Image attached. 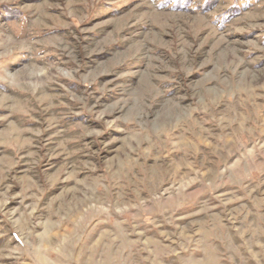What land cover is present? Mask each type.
Segmentation results:
<instances>
[{
	"label": "rangeland",
	"instance_id": "obj_1",
	"mask_svg": "<svg viewBox=\"0 0 264 264\" xmlns=\"http://www.w3.org/2000/svg\"><path fill=\"white\" fill-rule=\"evenodd\" d=\"M0 264H264V0H0Z\"/></svg>",
	"mask_w": 264,
	"mask_h": 264
}]
</instances>
